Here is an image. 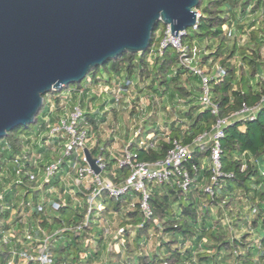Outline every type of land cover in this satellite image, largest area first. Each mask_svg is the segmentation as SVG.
<instances>
[{
	"label": "trees",
	"instance_id": "16d2710c",
	"mask_svg": "<svg viewBox=\"0 0 264 264\" xmlns=\"http://www.w3.org/2000/svg\"><path fill=\"white\" fill-rule=\"evenodd\" d=\"M195 10L196 24L180 41L188 51L196 48L200 66L207 73L213 72L211 97L217 115L199 105L198 81L181 65L172 47L167 46L160 56L150 52L159 40L158 32L165 27L161 24L154 27L148 49L119 54L88 74L93 81L96 76L104 82L120 78L135 81L139 93L143 83L149 81L145 114L136 100L129 115H144L140 125L143 131L160 135L153 149L139 148L134 139L128 148L137 161L145 163L163 160L173 140L190 148L192 157L184 163L191 178L188 189L182 191L174 182L148 184L150 217H144L138 209L134 192L128 191L118 199L103 192L102 212H115L121 218L122 233L117 234L118 229L113 237H105L94 227L95 212L84 224L87 204L83 191L77 194L78 202L66 197L57 212L45 216L34 212V220L47 232L61 231L52 243L53 264H264V0H199ZM217 69L224 71L222 77L214 76ZM85 81L67 88L79 89ZM47 94L32 128L17 126L0 139V171L24 147L38 142L47 125L56 120L58 109L55 113L46 109ZM243 106L256 107L252 119L233 116ZM159 111L165 116L163 131L154 124ZM45 116L47 122L42 119ZM217 119L228 120L220 138V167L232 177L218 179L209 195L204 191L210 184L209 144L201 148L195 140L202 136L206 140ZM88 120L96 131L95 118L90 116ZM108 143L105 141L100 151L91 150L90 155L104 156L101 175L118 185L129 171L116 166L115 158L105 151ZM33 149L48 158L45 148L34 143ZM10 189L6 202L17 192L14 186ZM3 213L0 220L8 211ZM77 226L82 229L74 230ZM151 230L157 245L145 252L143 245ZM107 238L112 244L105 250ZM84 253H88L86 257ZM6 255L7 247L0 243V264Z\"/></svg>",
	"mask_w": 264,
	"mask_h": 264
},
{
	"label": "built area",
	"instance_id": "2783aa9c",
	"mask_svg": "<svg viewBox=\"0 0 264 264\" xmlns=\"http://www.w3.org/2000/svg\"><path fill=\"white\" fill-rule=\"evenodd\" d=\"M158 33L159 40L150 47V52L160 56L167 46L172 47L178 54L181 65L198 81L199 105L217 115V106L211 97L212 76L200 66L199 51L196 48L188 51L181 45V36L185 31L172 37L168 34V26H165L163 31ZM223 75L224 71L217 69L214 76L219 78ZM134 85L132 80L126 78L115 79L110 84L104 82L101 76H96L94 81L91 78L86 79L79 89L65 88L61 93L50 92L46 95L47 111L55 113L58 109V113L55 115L56 120L47 125L45 134L40 135L36 145L48 151V158L45 154L34 151L32 141L30 146L24 147L20 153L13 156L0 171V215L8 211L7 216L0 220V243L7 247L3 264H53L52 243L61 231L47 232L34 220L33 213L45 216L47 212H57L65 205L66 197L78 202L77 194L83 191V199L87 204L84 223L86 225L93 212L96 215L104 209L101 201L103 192L114 199L120 198L128 191L134 192L137 194L138 209L144 217H150L148 184L174 182L178 189H188L191 178L184 168V163L191 159L192 150L173 140L163 160L154 163L139 162L128 148L130 142L134 139L139 148L153 149L157 139L155 135L144 133L141 126H135V129L130 131L132 140L120 149L110 152L105 150L110 157L115 158L116 166L128 169L129 173L124 181L115 185L101 175L105 170L102 155L94 158L100 173L95 175L89 168L83 151L87 149L90 153L92 134H100L103 124L118 123L113 118L108 120V116L113 117V112L119 114L118 107L122 103H125L122 105L124 109L131 111L132 104L129 99L134 93ZM96 91H99V95L95 94ZM93 94L97 97L91 96ZM261 102L264 103V94ZM140 107L143 110L145 105L142 103ZM255 110L256 107L243 106L233 116L252 119ZM143 112L145 114L146 107ZM90 116L96 120V131L89 123ZM42 119L47 122L48 116ZM227 122V119H217L213 133L206 140L204 136L195 140L201 148L209 144L210 184L204 188L205 193L209 195L213 194V185L218 179L232 177V174L222 172L220 167V138ZM120 124L119 128L112 126L107 134L118 133ZM42 137L45 139L41 140ZM98 150H102L101 146H98ZM11 186H14L17 192L6 202V195ZM29 196L31 199H28ZM133 205L130 204L131 207ZM81 229L82 226L74 228L76 231ZM121 233L122 229H119L117 234ZM87 254L84 253L83 256L86 257Z\"/></svg>",
	"mask_w": 264,
	"mask_h": 264
},
{
	"label": "water",
	"instance_id": "95a60500",
	"mask_svg": "<svg viewBox=\"0 0 264 264\" xmlns=\"http://www.w3.org/2000/svg\"><path fill=\"white\" fill-rule=\"evenodd\" d=\"M199 0H0V139L34 125L43 96L80 83L119 54L196 24ZM83 154L95 175L96 160Z\"/></svg>",
	"mask_w": 264,
	"mask_h": 264
},
{
	"label": "rangeland",
	"instance_id": "374dc122",
	"mask_svg": "<svg viewBox=\"0 0 264 264\" xmlns=\"http://www.w3.org/2000/svg\"><path fill=\"white\" fill-rule=\"evenodd\" d=\"M190 29V28H189ZM188 29V30H189ZM212 71L209 72V74L212 75ZM88 78H91L90 76H86L84 79H88ZM110 84L113 82V79H111L110 81ZM135 82V81H134ZM149 85V81H145L143 83V87L141 88V93L138 92V88H137V85L135 86L134 85V93L132 95V97L129 99V101L131 102L132 106H133V103L134 101L138 100V104H144L145 107H147V102H148V97H147V87ZM99 91H96L95 94L96 95H99L98 93ZM96 95H91V96H95L97 97ZM88 98V97H87ZM166 99V98H165ZM100 101V100H99ZM98 104V101L96 102V105ZM167 103H164L163 105H166ZM122 105H125V103H122L120 105V107H118L119 109V116H120V120H121V129L120 131L118 132L116 130V134H129L131 130L135 129V126H140L142 124L141 121H144L145 117L144 115L140 114V116H135V117H131L129 115L130 113V110L129 109H124ZM143 107V110L144 108ZM149 113V111L147 112V114ZM112 115H109L108 116V120H112ZM156 118H157V121L154 123L155 126H158L160 128V130H165L164 128V118L165 116L163 115V113H161L160 111L158 112V114H156ZM33 125H29V128H32ZM112 126L115 128L116 126L119 128L118 126V123H114V124H103L102 125V128L100 129V134H107V131L110 130L112 128ZM149 127H146V129H148ZM35 129V127H33V130ZM106 131V132H105ZM122 141L124 140L122 137H121ZM101 140L103 141V137L101 136ZM125 142V141H124ZM103 174V173H102ZM71 185H72V182H71ZM73 186V185H72ZM72 186H70V188H72ZM84 198V196L82 197ZM28 199H31V196L28 197ZM94 227L97 229V230H101L104 232V235L105 237L109 236V237H113L115 235V232L121 228L120 227V214L118 213H115V212H107V213H103L101 211V213H98L96 215H94ZM133 234V232H132ZM131 234V235H132ZM150 237L146 240L145 242V245H143V249L145 252H150L152 250L155 249L156 247V243H157V240H156V237L153 235V231L151 230L150 233H149ZM112 242L107 238L105 240V243H104V248L105 250L109 249L110 246H111ZM115 248L118 249L117 246H115ZM93 264H98L97 262H94Z\"/></svg>",
	"mask_w": 264,
	"mask_h": 264
},
{
	"label": "crops",
	"instance_id": "0c3cea01",
	"mask_svg": "<svg viewBox=\"0 0 264 264\" xmlns=\"http://www.w3.org/2000/svg\"><path fill=\"white\" fill-rule=\"evenodd\" d=\"M115 115H116V117H115V119L113 118V120H115V122H118V124L121 123L119 114L117 113ZM149 133L151 135H155L157 137L160 135L159 133H156V132H149ZM101 136L103 137V141L101 140ZM121 137L124 139L123 141H122ZM131 140H132V134H130V133L129 134H115V133H113V134H102V135L101 134H97V135L96 134H94V135L92 134L91 141L93 142V144L91 143L92 146L89 147V149H91V150L96 149L97 150L98 146L99 147L102 146V144L105 141H107L109 143L107 144L105 150L108 151V152H110V150L116 151V149H120V147H122L124 144H126L127 142H129ZM34 143L36 144V142H34ZM64 169H65V167H64ZM115 249H117V248H115Z\"/></svg>",
	"mask_w": 264,
	"mask_h": 264
}]
</instances>
